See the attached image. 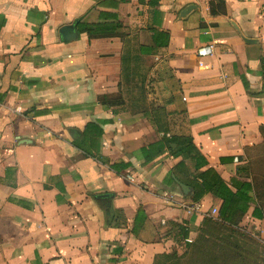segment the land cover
Segmentation results:
<instances>
[{"label":"crops","instance_id":"1","mask_svg":"<svg viewBox=\"0 0 264 264\" xmlns=\"http://www.w3.org/2000/svg\"><path fill=\"white\" fill-rule=\"evenodd\" d=\"M263 144L264 0H0V264H151Z\"/></svg>","mask_w":264,"mask_h":264},{"label":"trees","instance_id":"2","mask_svg":"<svg viewBox=\"0 0 264 264\" xmlns=\"http://www.w3.org/2000/svg\"><path fill=\"white\" fill-rule=\"evenodd\" d=\"M103 29L102 24L98 23L94 27H89L86 30L88 34H90L88 31L94 30L93 34L96 35L102 34ZM122 67L124 72V60L122 61ZM189 144L192 145L190 141ZM203 162L199 157L197 163L202 164ZM198 178L200 179L199 186L202 193L209 192L220 199L221 202L217 208V214L204 215L200 224L195 229V237L191 238L189 242L185 240L188 238L189 229L183 224L177 225L182 237V243L185 247L183 257L177 255L176 250L173 248L170 252L165 251L155 254L151 264H196L206 259H210L211 264H237L235 260L226 262L225 258L223 262L220 260L225 252L229 253V240L225 244L227 251H207L208 243L216 240L219 233H223V231H225L227 237L231 236L234 228L239 224L240 218L247 211L252 198H254L253 200L257 204L253 208L252 216L257 219L264 217L263 210L257 202V197L264 195V182L261 184L263 190L259 192L260 188L257 187V184H254V179L253 187L250 183L245 181L237 183L233 179L232 183L234 184L235 190H231L226 182L211 170L200 172ZM249 192H252V196L249 195ZM217 228H220L221 231L218 232Z\"/></svg>","mask_w":264,"mask_h":264},{"label":"rangeland","instance_id":"3","mask_svg":"<svg viewBox=\"0 0 264 264\" xmlns=\"http://www.w3.org/2000/svg\"><path fill=\"white\" fill-rule=\"evenodd\" d=\"M133 87L139 88L138 84H134ZM254 154H256L257 157L252 161L251 171L255 173L253 175L254 184H257V187L260 188L259 192H261L263 190L261 184L264 182V144L255 150ZM257 202L264 213V195L257 197ZM217 231L220 232L221 229L217 228ZM223 233H219L216 240L208 243L207 251H227L225 249V244L226 241L229 240V253L225 252L222 255L220 259L222 262L225 258V262L235 260L237 264H264V217L258 220H253L250 217L244 218V220L234 228L231 236L227 237L225 231H223ZM195 235L194 233L193 237H195ZM174 249L177 255L183 257V251L185 249L183 243H178L177 247L175 246ZM196 264H211V261L210 259H206Z\"/></svg>","mask_w":264,"mask_h":264},{"label":"built area","instance_id":"4","mask_svg":"<svg viewBox=\"0 0 264 264\" xmlns=\"http://www.w3.org/2000/svg\"><path fill=\"white\" fill-rule=\"evenodd\" d=\"M197 1L199 3H201V4L208 5L212 0H197ZM210 50H211V46L207 45V46L199 48L197 50V53H198V55H205V54L209 53ZM209 214L210 215H215L216 214V209L213 208ZM185 240L189 242V241H191V238L188 237Z\"/></svg>","mask_w":264,"mask_h":264},{"label":"water","instance_id":"5","mask_svg":"<svg viewBox=\"0 0 264 264\" xmlns=\"http://www.w3.org/2000/svg\"><path fill=\"white\" fill-rule=\"evenodd\" d=\"M72 29H73V26L71 25H66L62 27L61 32H60L62 38L67 39L69 37L70 32H72Z\"/></svg>","mask_w":264,"mask_h":264}]
</instances>
